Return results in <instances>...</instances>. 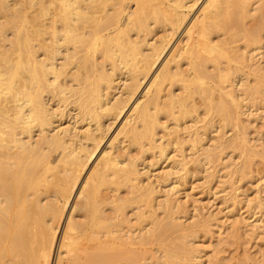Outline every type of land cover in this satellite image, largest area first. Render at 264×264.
I'll return each mask as SVG.
<instances>
[{"label": "bare ground", "instance_id": "bare-ground-1", "mask_svg": "<svg viewBox=\"0 0 264 264\" xmlns=\"http://www.w3.org/2000/svg\"><path fill=\"white\" fill-rule=\"evenodd\" d=\"M258 109L264 0H0V264L216 263L188 164L224 165L238 202L264 162L242 120ZM257 197L218 242L264 236Z\"/></svg>", "mask_w": 264, "mask_h": 264}, {"label": "rangeland", "instance_id": "rangeland-1", "mask_svg": "<svg viewBox=\"0 0 264 264\" xmlns=\"http://www.w3.org/2000/svg\"><path fill=\"white\" fill-rule=\"evenodd\" d=\"M253 112L254 115H250V111L242 115V120L249 130L250 142H256L257 145H260L261 142H264V111L258 109ZM258 113H260L259 116H257ZM233 132V129L228 128L227 136H231ZM212 134L216 135L217 131H214ZM188 152H190V149ZM134 153L138 154L139 149L136 148ZM148 156L150 159L152 158L150 154ZM231 156L235 160H239V154L230 150V153L225 156L223 162L226 163V160ZM255 165V172H253L252 177L244 180L235 179L236 184L241 187L235 191L237 194L236 198L239 201L233 202L232 200H224L229 192V188L225 191H220V189H223L220 179H226L224 174L227 168L224 165L218 167L220 168L219 171L212 166L209 172H214V177L208 181L205 177L207 173L204 168L203 170L199 168L194 161L188 164L190 178L188 177L189 183H186L185 187L187 186L190 196H185L183 193L181 201L187 204L189 214L191 215L187 221L194 220L203 214L213 213L217 216L216 220H213L208 227L198 231L196 241L201 246L210 247L211 249L214 246V249L208 253L210 257H208V260L210 262L216 258V263L213 264H262L264 262V254L262 256V253H264V236L262 234H258L257 236L247 235L243 229L234 239H225L222 242H218L219 226L224 220H227V217L230 218L232 216V212L235 213L236 217L244 219V226H249V221L253 220L256 216L255 213L258 212V208H252V204L257 200L258 195L264 196V162L257 157ZM212 191H214V194ZM230 193H233V191ZM249 198L253 199L252 203H248ZM130 208L127 209L129 214L133 212ZM192 215L196 216L192 217ZM247 219L249 221H246ZM244 228L246 229L247 227ZM223 236L226 237V233ZM211 243L212 246H210ZM205 259H207V256H205ZM205 264H208V262L206 261Z\"/></svg>", "mask_w": 264, "mask_h": 264}]
</instances>
